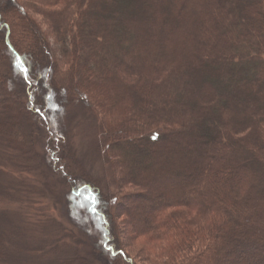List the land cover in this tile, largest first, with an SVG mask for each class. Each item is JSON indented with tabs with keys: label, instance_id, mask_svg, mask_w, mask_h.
<instances>
[{
	"label": "trees",
	"instance_id": "16d2710c",
	"mask_svg": "<svg viewBox=\"0 0 264 264\" xmlns=\"http://www.w3.org/2000/svg\"><path fill=\"white\" fill-rule=\"evenodd\" d=\"M0 45L31 98L30 117L44 125L50 112L53 126L59 102L38 72L39 54L45 66L58 58L45 70L68 101L98 114L117 180L152 191L119 202L153 203L129 218L142 220L135 234L155 264H264V0H0ZM8 79L0 71L7 99L19 96ZM59 149L45 159L69 181L68 200L97 214L102 252L130 264L123 248L133 237L109 226L101 213L109 199L96 185L58 167L71 153Z\"/></svg>",
	"mask_w": 264,
	"mask_h": 264
},
{
	"label": "rangeland",
	"instance_id": "374dc122",
	"mask_svg": "<svg viewBox=\"0 0 264 264\" xmlns=\"http://www.w3.org/2000/svg\"><path fill=\"white\" fill-rule=\"evenodd\" d=\"M23 7L28 16L42 26V20L36 16L33 8ZM42 27L48 29L47 25ZM45 36L46 42L50 44L49 51L53 50L57 54L53 38L50 34ZM35 58L38 72L50 89L55 86L59 91L53 126L49 124L50 112L42 111L48 119L44 125L35 117L36 111L32 112L34 117L29 116L31 98L26 94V89L24 92L21 90V80L11 57L0 45V71L9 77L5 85L12 84L19 94L7 99L9 96L5 87L2 85L1 88L0 84V247L4 249L0 250V264H72L73 261L79 264H127L116 253L106 255L102 252L97 214L91 217L85 208L68 200L69 181L63 184L60 173L53 175L45 159L51 150L54 151V146L60 148L61 154L71 151L58 164V167H66L69 178L78 181L82 177L89 179L100 189L101 199H109L110 206L101 213L107 215L109 226L118 237L121 229L127 237H133L131 247L123 248L130 264H155L146 239L135 234L143 227L142 220H137L133 215L129 218L130 214L148 208L153 203L147 197L125 198L124 203L119 202L129 194L152 196V191L136 185L123 186L117 180L113 168L117 172L120 164H116L114 154L106 151L98 114L80 98L75 97V103L69 102L68 94L62 90L56 73L46 72V68L58 61L57 57L46 66L41 54ZM7 100H10V104ZM53 130L59 131L61 136L57 138ZM34 137L36 143L32 144L31 138L34 140ZM21 139L23 145L9 144L18 143ZM72 162L76 168L71 167ZM125 163L131 166V174H136L133 161L127 158ZM141 215L142 218L148 216L146 213ZM111 244L119 246L114 242ZM156 264L162 263L156 261Z\"/></svg>",
	"mask_w": 264,
	"mask_h": 264
},
{
	"label": "snow or ice",
	"instance_id": "6c2138e0",
	"mask_svg": "<svg viewBox=\"0 0 264 264\" xmlns=\"http://www.w3.org/2000/svg\"><path fill=\"white\" fill-rule=\"evenodd\" d=\"M25 71H27V70L25 69Z\"/></svg>",
	"mask_w": 264,
	"mask_h": 264
}]
</instances>
